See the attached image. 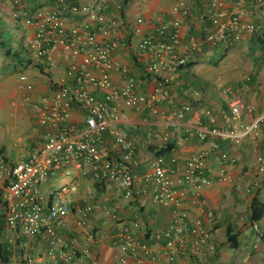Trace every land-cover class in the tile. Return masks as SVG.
Here are the masks:
<instances>
[{
  "label": "crops",
  "instance_id": "0c3cea01",
  "mask_svg": "<svg viewBox=\"0 0 264 264\" xmlns=\"http://www.w3.org/2000/svg\"><path fill=\"white\" fill-rule=\"evenodd\" d=\"M70 1L77 5L92 2ZM178 1L128 0L124 15L132 22L142 17L145 20L142 27L144 35L155 34L161 23L171 25L175 21L181 22L184 52V45L189 39L194 37L201 40L205 37L208 21L201 20L200 15L206 11L209 1L183 0L189 9L186 17L173 12V6ZM24 5L28 14L43 5L54 7L53 3L46 0L30 1ZM260 8L264 9V5L248 6L255 21L260 18ZM13 11V0H0L1 34L5 36L14 32L11 29L21 30L17 44L11 43V46L18 51L26 49L18 69L12 67L15 62L13 64L11 60L3 61L0 56V143L7 159L17 163L28 156L30 147L36 141L53 132L41 123L39 111L32 104L23 102L20 75L26 74L34 86L30 93L33 102L52 95L53 83L56 81L65 80V84L69 86L73 83L67 77L71 61L63 50L52 54L51 61L32 57L29 43L35 37L36 27H25L16 21ZM112 14L114 13H109ZM70 18H73L71 23L81 21L79 17ZM114 37L120 43V47L113 54L114 63L118 67L129 68L130 74L137 80L139 94L151 96L158 82L148 70L150 59L131 45V25L121 26ZM102 38L99 33L98 39L101 41ZM189 65L190 67L183 68L177 79L170 83L168 100L154 105L159 110V115L153 114L149 106L130 107L122 98L117 99L114 105L121 118L119 122H112L103 135L105 147L112 158L124 162L123 152L112 149L115 133L132 142L137 155L128 167L137 176H142L150 168L151 162L157 157L156 152L162 148H170L163 156L168 159L176 157L178 163L173 167L180 172L189 158L210 149L212 141L219 144L221 151L233 156L235 162H224L220 159L219 152H215L206 172L213 184L205 188L198 199L189 195L180 205H154L149 199L142 197L125 199L117 183L98 181L88 169L86 173L80 169L72 170L69 176L49 180L43 186L44 193L63 184L77 185V191L72 196L74 203L71 213L62 220L58 232L63 242L77 251L74 264H120V236L124 227L130 228L141 243L153 247L154 264H264V217L257 223L251 221L253 198L257 197L264 204V175L259 173L256 164L257 155H264V37L247 35L231 47L212 46L204 42L202 50L191 57ZM118 67L113 71V81L120 85L123 79ZM90 91L98 97L106 93V90L93 86ZM233 100H239L244 105V124L259 123V138L255 142L245 141L237 146L229 139L224 140L219 134L209 133L208 140L202 142L197 129L199 123L209 132L212 129L226 130L225 118L230 113ZM186 104H192L193 109L187 112L184 120L172 122L163 116L180 110ZM205 110L211 111V117L205 116ZM84 116V110L74 108L70 123L84 128ZM21 134H25V139ZM223 169L234 179L238 188L221 180ZM87 205H91L93 209L85 217L79 212V208ZM5 209L0 204L4 234L2 243L14 235L6 229ZM209 212L214 214L215 220L209 217ZM178 218H184L186 222L200 219L211 232L215 248L209 250L200 262L192 256L189 249L185 254L167 257L163 252L166 244L164 239L156 246L155 236L163 234ZM82 220L85 221L84 227L79 226V221ZM229 230L232 235H237L233 241L235 247L228 241ZM50 241L42 235L33 239L25 236L18 238L11 248L12 256L18 259L54 260L57 264H63L58 258L60 246L50 256ZM129 263L137 264L134 258H130Z\"/></svg>",
  "mask_w": 264,
  "mask_h": 264
},
{
  "label": "built area",
  "instance_id": "2783aa9c",
  "mask_svg": "<svg viewBox=\"0 0 264 264\" xmlns=\"http://www.w3.org/2000/svg\"><path fill=\"white\" fill-rule=\"evenodd\" d=\"M30 1L13 0V17L25 27H36L35 37L29 43L34 59L51 61L52 54L63 50L70 59L67 77L72 79V86L65 80L53 83V93L41 101L33 102L30 93L34 90L28 76L22 73L19 81L22 89V100L32 104L39 111L40 121L51 128L52 133L46 134L31 147L26 158L12 163L6 157L0 143V204L5 206L6 229L14 235L5 244L10 248L16 239L27 237L33 239L40 235L48 237L51 244L50 256L58 246V258L63 264H74L77 258L75 248L68 247L58 236L62 220L71 213L73 194L77 191L76 184H63L43 192V186L49 180L65 177L72 170L87 169L93 177L101 182H115L122 190L125 199L137 197L149 199L154 205H180L189 195L198 199L205 188L213 184L206 172L208 164L215 152L220 159L233 164L228 152L220 150L219 144L211 142L210 149L189 158L180 172L178 159L165 156L156 157L150 168L142 175L133 174L128 164L137 155L136 147L126 137L115 133L112 149L123 152L121 162L110 156L104 144L103 135L109 130L112 122H119L121 115L114 102L122 98L130 107L142 105L151 107V112L159 115L156 103L168 100L169 85L174 82L180 71L188 66L191 57L202 50L204 42L212 46H234L247 35L264 34V9L260 8V18L255 21L248 11L250 4L262 7L264 0H208L206 11L200 15L201 20L208 21L205 37L201 40L192 37L184 45L182 52L181 22L171 25L161 23L156 33L144 35L142 17L132 22L126 15L125 6L128 0H92L89 4L77 5L70 0H46L54 4L40 6L28 14L25 5ZM136 1V0H135ZM112 12L114 14L109 15ZM173 12L186 17L189 15L187 4L179 0L173 6ZM81 18L80 22H72L73 18ZM70 18V21H69ZM131 25L132 42L141 54L150 59L149 72L157 79V88L151 96L137 92L138 84L126 66H117L113 54L120 47L115 34L121 26ZM1 33V31H0ZM103 36L98 39V34ZM116 67L122 74V84L113 81ZM106 90L102 97L95 96L90 87ZM74 108L85 111L84 128L70 123ZM244 105L239 100L230 104V113L225 118L227 128L224 131L204 129L199 123L198 135L202 142L208 140V134L220 135L224 140H231L240 146L245 141L255 142L260 135L257 122L244 124L242 110ZM193 105L186 104L180 110L171 112L167 121H181ZM205 116L211 117V111L205 110ZM256 164L261 175H264V155L258 154ZM221 180L234 187L238 185L223 169ZM91 205L79 208L86 217L91 212ZM209 217L215 220L214 214ZM84 227L85 221H79ZM119 263L130 264L134 258L137 264H154L155 250L152 246L141 243L132 234L131 229L124 227L121 231ZM2 236L0 234V244ZM166 240L164 255L173 258L177 254H185L189 249L192 256L200 262L209 250H214L212 234L200 219L186 222L178 218L163 234L154 238L156 246ZM91 240V237H90ZM0 264H57L56 261H45L41 258L9 257L4 260L0 254Z\"/></svg>",
  "mask_w": 264,
  "mask_h": 264
},
{
  "label": "trees",
  "instance_id": "16d2710c",
  "mask_svg": "<svg viewBox=\"0 0 264 264\" xmlns=\"http://www.w3.org/2000/svg\"><path fill=\"white\" fill-rule=\"evenodd\" d=\"M258 36L264 37V34L258 35ZM203 38L204 37H202V39ZM25 52H26L25 48H22L19 51L12 48L11 43H9V41L5 39V36L0 33V56H2L1 58L3 59V61L11 60L12 63L15 62V64L13 63L14 65H12V67L15 69H18L21 66V63L23 62L22 55ZM186 67H190L189 63H188V66ZM167 151H170V148L169 149L162 148L161 150L156 152V155L157 157L163 156ZM251 208H252L251 221L253 223H257L264 217V204L260 202V200L257 197H255L252 200ZM2 229H3V215L0 213V234L1 236L4 235L2 234ZM227 235H228V241L232 245L237 235L236 234L232 235L231 230H229ZM233 247H235L234 244H233ZM0 254L2 255L4 260L12 256V250L8 244H5V243L0 244Z\"/></svg>",
  "mask_w": 264,
  "mask_h": 264
},
{
  "label": "rangeland",
  "instance_id": "374dc122",
  "mask_svg": "<svg viewBox=\"0 0 264 264\" xmlns=\"http://www.w3.org/2000/svg\"><path fill=\"white\" fill-rule=\"evenodd\" d=\"M136 1H138V0H136ZM140 1V0H139ZM185 1H189V0H185ZM11 30H14V32H10L8 35H5V39L7 40V41H9V43H14L15 45L17 44V42H18V39L20 38V36H21V30H18V29H11ZM246 49V48H245ZM237 51V49H235V51L234 52H236ZM233 52V53H234ZM228 57V56H227ZM235 60V59H234ZM22 136H23V139H25L24 137H26L25 136V134H21ZM19 137H21V136H18V138ZM25 143V142H24Z\"/></svg>",
  "mask_w": 264,
  "mask_h": 264
}]
</instances>
